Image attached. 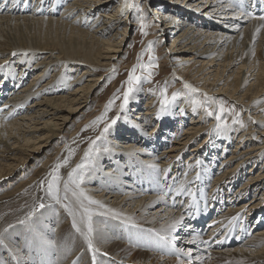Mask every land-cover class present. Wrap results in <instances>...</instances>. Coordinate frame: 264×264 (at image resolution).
Here are the masks:
<instances>
[{"label":"bare ground","instance_id":"6f19581e","mask_svg":"<svg viewBox=\"0 0 264 264\" xmlns=\"http://www.w3.org/2000/svg\"><path fill=\"white\" fill-rule=\"evenodd\" d=\"M57 1L60 7L54 5ZM65 1L70 0H0V65L4 66L0 68V96L9 93L0 105V162L6 161L0 164V180L16 160L37 157L32 153H38L49 141L60 140V150L68 147L71 141L67 139L66 123L94 100V87L103 79L95 74L96 69L106 66L111 71L117 53L124 50L128 30L138 25L132 15L121 23L124 31L116 25L119 16L132 14L136 0H113L111 7L109 0H72L66 7ZM147 1L160 7L155 6L147 21L153 23L155 37H160L157 47L162 63L175 66V72L180 70L175 74L183 85L186 82L197 87L199 91L192 94L206 93L217 114L218 97L222 95L241 104L252 126L239 123L214 130L217 122L213 125L203 112L195 115L188 101L177 107L179 112L174 108L158 119L153 97L147 93L149 97L137 98L139 94L135 93L133 109H128L133 118L123 117L106 138L96 137L88 157L85 152L92 142L80 149L70 170L83 165L76 173L83 177L80 187L105 206L101 211L120 213L119 219L111 214L94 216L95 244L100 249L97 259L100 264H264V0H197L195 5L192 3L196 0H188L189 4L174 0L165 7L164 0ZM224 23L227 26L221 28ZM166 33L170 34L168 39ZM68 62L72 65L66 67V76L72 74L70 70H83V76H74L69 91L64 82L56 86L59 82H52V78L42 81L55 66ZM38 67L42 69L31 76L32 82H24ZM26 99L33 101L20 110L16 102L22 104ZM62 109L67 114L60 115ZM167 128L172 130L168 132ZM162 138L171 144L159 150ZM210 138L216 140L207 148ZM225 139L237 140L229 152ZM187 151L189 155L183 157ZM27 176H21L12 193L8 190L5 195L22 191L17 199L27 197L23 207L28 210L35 205L36 194L29 187L33 177ZM13 185L2 184L0 190ZM180 188L184 191L177 194ZM68 197L64 203L77 208L71 191ZM197 206L211 217L207 223L194 222ZM257 215L261 219L256 220ZM181 216L183 221L170 233L174 248L150 231L168 234V226ZM127 217L137 227L125 223ZM29 223L26 227L9 223L21 228L10 233L23 238V243L16 236L5 237L6 227L2 228L4 240L17 252L10 253L7 246L8 254L0 251L5 264H45L48 259L52 261L49 264H92V253L72 227V217L62 204H51ZM234 226L238 228L234 243L222 245ZM38 228L44 234H30ZM52 229L56 233V258L52 256L54 247L42 240L53 237ZM201 229L208 232L201 235ZM243 234L247 238L240 243ZM166 247L170 253H166Z\"/></svg>","mask_w":264,"mask_h":264},{"label":"rangeland","instance_id":"374dc122","mask_svg":"<svg viewBox=\"0 0 264 264\" xmlns=\"http://www.w3.org/2000/svg\"><path fill=\"white\" fill-rule=\"evenodd\" d=\"M182 1H185V4L190 3V2H188V0H182ZM182 1H181V3H182ZM29 2L32 3V0H29ZM70 2H72V0H70L69 2L65 1V4H66L65 7ZM113 2H114L113 0L112 1L109 0L108 5L111 7V5H113ZM135 2H137V3L134 5V9L131 6L132 14L130 13L129 15H126V13H124L121 16H119L118 21H120V22L116 23V25L118 27V30L124 31L125 27L121 23H123V20L128 19L131 15H132V21H134L135 23H138V25L133 26L132 30H128V33L126 36L127 41H126V44L124 46V50L117 53V55L119 57L115 59V66H111L112 72L108 68H106V66H100L98 69H96L98 71H96L95 74H97L98 76H102L103 79H102V81H100V84L98 85V87L97 86L94 87V89L96 90V91H94L96 94L93 95L94 100L91 102L90 106L89 105L86 107L82 106L80 109H78V111L73 114V117H71L66 123L67 128H68V129H66L67 139H69L68 142L71 141L69 143L68 147L67 148L64 147L60 150V144H59L60 140H57L58 142L57 141H52V142L49 141L48 143H46V145H44V147H41V149L38 153H32V154H36L37 157H33L30 155V159H28L24 162H21L20 160H18V161L16 160L14 162V165L13 166L11 165L10 169L5 171V172H7L6 176L0 180V185H2V184L10 185L11 183H14L13 186L8 187L7 189L1 188L3 190H0V223L2 222L1 226H0V231H1L0 234H2V231H3L2 228L6 227L5 233H4L5 237H6V235L9 239H12L13 238L12 236L15 237L16 235L15 234L12 235V233H10V232L14 231L16 229H21V228L10 227L8 229L9 223L12 222V224H14V226H21V227L25 226V225L19 224L18 221L25 218L27 216V214L34 207H36L39 203L43 202L46 205V207L38 210L30 222H33L36 219L37 215H39L44 209L51 207V204H56V205H58V207H59V205H61V204L55 203L54 201H50V198L46 194V181H47V179L50 178L49 174L52 172L53 168L55 167V165L58 162H63L65 159H68V163L65 166L61 167V169H60V176L62 177V181L63 180L66 181L68 174H69V172H70V170L74 164L76 157L81 153L80 149L88 147V145L96 137L100 136V133L104 127V123H100V124H97L95 126H90V125H92V122L95 121L98 117H100L105 112L106 106L108 105L109 101L115 99V97H119V98L115 99V103L113 104L111 110L108 111L107 117H108V121H110L112 118L116 117L119 114L121 116V119L117 123H119L123 119V117H126L127 115L131 116L133 118V115L129 114L128 109H133L131 105L134 104L133 98L137 96V95L134 96L135 93L139 94L137 98L146 97V96H148L147 93H149L153 97V102H155V107L158 108V111L160 112L161 100L163 99L160 92H161V89L163 87H165V85H167V96H168L170 101H171V97L174 93H178V95H177L175 101H172L168 105L165 113L162 116H160L161 119L166 117L172 109L181 106L182 103H184V101H188V104L187 103H185V104L192 106L191 112L196 111V113H194L195 115H197L198 112H203L204 115L207 116L208 119H211L210 122H214L213 125H215V122H217V125L219 124L220 127H223V128H225V127L229 128L230 126L236 127V126H238L239 123L244 125V126H246V125L249 127L252 126L249 123L251 121H248L247 117H245V113H243L244 111L242 110L241 104H237V102L235 100H232V99L228 98L227 96H223V95L218 97L219 103L221 101L224 102L225 111L223 113L219 112V114L221 115V121H216L214 118L216 117V115H219L216 113V106H214L210 100L206 101V98H205L203 93L200 92V94L195 95V94L189 93V91H184V89H186V88H184V85L179 80V76H177L178 74H175L176 72L179 73L180 70L179 71L177 70L175 72V70H176L175 66L173 67V65H169L168 62L166 64L162 63L161 60H163V59L160 58L161 56H160V53H159L158 47H157V43H158V40L160 37H155V34L153 32V27L151 26V24L153 25V23L150 21L149 22L147 21V19H149V17L151 15H153V12H155L154 8H155V6H157V4L150 2V1H147V0H136ZM173 2H174V0H164V2H163L164 7L167 4H172ZM197 2L198 1L196 0L192 4L195 5ZM54 5H56L57 7H60V5H61L60 1L55 2ZM198 5H196V6H198ZM0 6H3V4L0 3ZM157 7H159V6H157ZM62 10H63V7L59 11H62ZM98 10H99V8L94 10V17L97 16ZM145 17H146V19H145ZM129 22L130 21L127 20V23H129ZM141 22H143L144 24L147 25V28L145 30L147 31L148 34L146 36L143 35L141 32ZM220 26H221V28H225L224 26H227V25H225V23H224V24H220ZM226 30H228V29L226 28ZM169 31H172V30H168V32ZM169 37H170V34L166 33L165 38L168 39ZM150 42L152 45L151 51H149ZM168 42L170 43L169 40H168ZM168 42L166 41V43H168ZM238 50L239 49H237V51ZM150 56L154 57V62L157 65V67L150 69V71L152 72V76H151V79H148L147 78L148 77V71L141 69L139 67V65L140 64L148 65L149 63H152L153 61L150 60ZM33 64L35 67L36 62H34ZM71 65H72V63L68 62V63H64L63 65L61 64L58 68L55 66V69L50 70V72H48V75H46V77L43 78L42 81H46V80L52 78L53 79L52 82H59V83L55 84L56 86H60L64 82L65 84L63 86L66 88L67 91H69L68 88H71V85H72L71 83H72V79L74 78V76H76V75L78 77L83 76V70L81 69V67H79L80 69L78 68V70H75V71L70 70L69 72H71L72 74L70 73L71 75L66 76L67 75L66 67L71 66ZM134 66H136V73L135 74L137 76L141 77V79H140V82L138 84L134 85L136 91H134L132 93V96L129 100V104L127 105L125 112L122 113L120 111L119 105L122 103V100H123V92L127 89L126 81L128 80L129 73L131 72V70ZM40 69H42V68L38 67L37 69H35L31 73H29L28 77H26V80H24V82L29 80V83H31L32 80L34 79L31 76ZM90 74H92V73H90ZM59 78H61V79H59ZM84 78L89 79V76L85 75ZM83 81L84 80H80L79 82L81 83ZM0 83H1V80H0ZM194 88H197V87L194 86ZM17 90H18L17 87L13 88L14 93L17 92ZM59 90H61V89H59ZM8 94L9 93L3 94L0 96V97H2L0 99L1 100L0 101L1 107L3 106L1 103L2 100L6 99L9 96ZM146 100H147V98L142 102V104H144L146 102ZM194 100L200 101L203 106L198 107V108L195 107L192 103V101H194ZM32 101H33V99H31V100L26 99L22 104H20L16 101L15 102L19 105L20 110H22V109L24 110V109H27L28 105ZM205 107H207L209 111L213 112L212 116H208L206 114ZM218 107H220V104ZM179 111H180V109L178 110V108H177V112H179ZM59 112L61 113L60 115L67 114V111L65 109H62ZM215 113H216V115H214ZM188 114H190V113H188ZM192 115H193V113H192ZM213 116H215V117H213ZM165 119H163L162 122H165ZM185 119L189 120L187 118V116H185ZM108 121H106V122H108ZM209 125H210V123H208V126ZM32 126H34V125H32ZM38 126H39V128L42 127V125H40V124H38ZM208 126H206V127H208ZM114 127L115 126H113V128ZM176 127H177V125L174 128H176ZM179 127L181 128L182 126L180 125ZM218 129H219V127L214 128V130H218ZM170 130H172V128H167L168 132H170ZM72 133L74 134V136H72ZM41 135H44V134H41ZM38 137H39V139H37V142L40 141V139H41L40 134ZM214 140H216V139L210 138L208 140L209 145L207 148L214 146V144L212 143ZM128 141H130V140H128ZM68 142H66V143H68ZM223 143H227L226 147H228V152H229L230 150L235 148L234 146L237 143V140L236 139H232V140L225 139V140H223ZM170 144L171 143H169L167 141V138H162L161 144L159 145L160 146L159 150H161L163 147L170 145ZM24 149H26V148H24ZM190 149H191V147H190ZM70 152L72 153L71 156L69 155ZM2 155H3V153H0V156H2ZM140 155H143V154H140ZM188 155H189V151H187L186 154L183 155V157H187ZM132 158L134 160V157H132ZM185 159H187V158H185ZM220 159H221V157L216 161L215 167L218 166ZM10 161H14V160H10ZM46 161L50 162V164H47ZM4 163H6V161L0 162V164H4ZM44 165L45 166L47 165V166L45 167ZM107 166H110V161L107 163ZM250 167H248V168H250ZM23 171H25V172H23ZM246 172H248V171H246ZM25 173L26 174L28 173V176H27L28 178L33 177V180L30 183L29 187L32 190L31 192L33 193V190H34V193L36 194L35 195V202L36 203L34 206H32L28 210L26 209L27 207H23L24 201H26L27 197H25V198L22 197L23 199H19V200L17 199V198H20V196L22 195V191H19L17 194H13V195L12 194L11 195L10 194L5 195L6 192H9L8 190H10V192H11L13 189H15V187L17 186L19 181L22 179L21 176H23ZM172 176H173V174H172ZM112 178H116V176H112ZM42 181L45 182L43 186L41 183ZM112 182L113 181H111V180L109 181L110 184H116V183H112ZM32 183H33V185H32ZM62 184H63V182L61 183V187H62ZM238 184H239V182L236 184V186ZM248 195L251 196L250 193ZM249 196L247 198H249ZM18 203H20V204H18ZM5 205H6V207H5ZM158 205H160V204L157 203V206ZM12 207L13 208L16 207V208H14L12 210ZM4 210H6V211H4ZM255 217H256L255 218L256 220L261 219L260 215H257ZM4 221H6V222H4ZM51 224H53V226H56V222H55V224L53 222ZM25 230H26V228L24 229V231ZM37 231L32 230L30 234H33L34 232L41 234V235L44 234L43 229L38 228ZM51 232L54 234L53 237H51V238L50 237H43L42 238V240L45 242L46 246L50 245L48 243L49 241H51L55 244L56 233L53 229ZM206 232H208V229L206 230ZM45 235H46V233H45ZM46 236H49V235H46ZM15 238H16V240L21 239V238H18L17 236ZM246 238H247V236H246ZM22 239H21V242H22ZM36 239L39 240V237H37ZM7 242H8V240L5 241V244ZM11 242L12 241H10V244H11ZM6 246L9 249H11V251H9L10 253H16L17 254V252L15 250L16 248H12L11 246H8V243L6 244ZM7 247L0 246V251H1L2 255L9 253L7 250ZM20 250L22 251L21 248H20ZM52 250H53L52 256L54 258H56V256H57L55 253L56 248L54 247ZM36 253H38V252H36ZM47 261L48 262H46L45 264L52 263V261L50 259H48ZM0 262L2 264H5L4 259L0 260ZM53 264H57V262H54Z\"/></svg>","mask_w":264,"mask_h":264},{"label":"snow or ice","instance_id":"6c2138e0","mask_svg":"<svg viewBox=\"0 0 264 264\" xmlns=\"http://www.w3.org/2000/svg\"><path fill=\"white\" fill-rule=\"evenodd\" d=\"M13 3L16 2V0H12ZM261 19H264V17H261ZM264 27V25H262ZM147 28V25L141 22V32L143 35H147V31L145 30ZM259 31V29L257 30ZM151 42L149 44V51H151ZM16 53H13L15 55ZM150 60L153 61L152 63H149L148 65L140 64L139 67L141 69H144L148 71V79H151L152 72L150 69L157 67V65L154 62V57L150 56ZM3 65H0V68H3ZM136 66H134L129 73L127 83V89L123 92V100L122 103L119 105L120 111L123 113L125 112L127 105L129 104V100L132 96V93L136 91L134 85L138 84L140 82L141 77L137 76L136 74ZM184 88H186L189 93H195L199 90L194 88L191 84H188L185 82ZM163 99L161 100V109L160 112L157 113V118L159 119L160 116H162L165 111L167 110L168 105L175 101L178 93H174L171 97V101L169 100L167 96V85L161 89L160 92ZM206 101L210 100L211 98L207 97V94H204ZM119 97H115V99H118ZM115 99L110 100L108 105L106 106L105 112L98 117L95 121L92 122V125L95 126L100 123H104L103 130L100 133V136L97 137V140L101 138H106V135L109 133L110 129L113 128L117 124V122L121 119V116L118 114L116 117L112 118L110 121H108L107 113L111 110L113 104L115 103ZM193 105L195 107H201L203 106L200 101L194 100L192 101ZM2 111V110H0ZM220 113H223L225 111L224 108V102H220L219 107ZM205 112L208 116H212L213 112L209 111L207 107H205ZM11 115V114H10ZM7 119L8 117H4ZM216 120L221 121V115H216ZM108 121V122H106ZM217 127H220L218 124ZM96 144V141H92V144L89 146V150L85 152V157H88L90 153L93 151V146ZM69 155L71 156L72 153L70 152ZM68 163V159H65L63 162H58L55 167L53 168L52 172L49 174L50 178L46 181V194L50 198V201H54L57 204H62V206L67 210L68 214L72 217V227L75 229L77 233H79L85 240L87 244V249L89 252L92 253V264H100V262L97 259V254L100 253V249L95 244V236L94 233L96 231L94 227V216L100 215V216H106V215H113L117 219L120 218V213L115 212V210L112 209H106L101 211L102 209H105V206L100 203L97 200L92 199L87 193L80 187L81 183L83 182V177H77V169L82 168L83 165H77V169H73L72 172L69 173V177L67 181H62V177L60 176V169L61 167L65 166ZM152 167H155V165H152ZM199 178V177H197ZM63 182V189H61V183ZM42 186L45 182H41ZM72 184L75 187L70 189L69 185ZM63 190L64 195H61V191ZM71 191V196L75 201V204L77 205V208H73L71 203H64V201L68 200V193ZM181 191H184L183 188H180L177 190V194H179ZM191 195V193H188ZM95 205L96 207L93 208L92 206ZM46 205L41 202L36 207H34L25 218L18 221L19 224L28 226L29 222L32 220L33 216L37 213L38 210L45 208ZM184 217L181 216L179 219L174 220L166 230L168 234L161 235L160 232H155V230H150L155 233L157 237L160 238V240L163 241V243L168 246L169 248H174V238L170 236V233L176 228L178 224H180L183 221ZM125 223L130 224L132 227H137V225L134 223L131 217H127L125 219ZM9 227H14L13 225H9ZM52 247H55V244L51 241L48 242ZM0 246H5V240L3 238V235L0 234ZM11 251V249H9ZM102 255L107 256V253H102ZM186 255H190L187 254ZM16 259V257H13ZM17 264H19V261H17Z\"/></svg>","mask_w":264,"mask_h":264}]
</instances>
